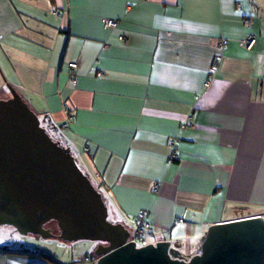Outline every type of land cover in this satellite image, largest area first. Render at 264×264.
I'll return each instance as SVG.
<instances>
[{
    "label": "crops",
    "instance_id": "crops-1",
    "mask_svg": "<svg viewBox=\"0 0 264 264\" xmlns=\"http://www.w3.org/2000/svg\"><path fill=\"white\" fill-rule=\"evenodd\" d=\"M11 87L81 161L112 221L131 232L148 212L147 244L188 260L211 225L264 216V0H0V98ZM2 232L0 264L97 258V244L88 262L23 253Z\"/></svg>",
    "mask_w": 264,
    "mask_h": 264
},
{
    "label": "water",
    "instance_id": "water-1",
    "mask_svg": "<svg viewBox=\"0 0 264 264\" xmlns=\"http://www.w3.org/2000/svg\"><path fill=\"white\" fill-rule=\"evenodd\" d=\"M0 98V225L21 234L55 236L96 245L95 264H264V216L211 225L201 249L174 257L170 241L138 246L131 232L109 218L102 192L77 165L72 151L43 126L39 115L11 87Z\"/></svg>",
    "mask_w": 264,
    "mask_h": 264
},
{
    "label": "rangeland",
    "instance_id": "rangeland-1",
    "mask_svg": "<svg viewBox=\"0 0 264 264\" xmlns=\"http://www.w3.org/2000/svg\"><path fill=\"white\" fill-rule=\"evenodd\" d=\"M44 126V125H43ZM49 131V130H48ZM50 133V131H49ZM51 134V133H50ZM52 135V134H51ZM53 137V136H52ZM77 165L84 171V167L79 159H75ZM252 211L249 212H255V209L252 208ZM46 226H50L52 231L55 233V236L49 237V238H34L35 234H21L18 232V230L12 226V225H0V237L5 236L4 229L13 230L14 239L24 242V246L26 248H29V250H34L37 248L39 252L44 253L45 256H51L55 260H61L62 262H67L70 260L73 256L74 258L78 257L79 261L81 259L85 258H91L93 256V253L90 252L89 245H94L95 242H91L89 240H78V241H66L62 238L58 237L59 234V228L55 221H50L47 223ZM133 226H130L131 232L133 231ZM11 234L8 236L10 239ZM141 245V244H140ZM96 249V248H95ZM97 257V256H96ZM90 261L89 263H91ZM96 261L93 263L95 264ZM79 264V263H78Z\"/></svg>",
    "mask_w": 264,
    "mask_h": 264
},
{
    "label": "built area",
    "instance_id": "built-area-1",
    "mask_svg": "<svg viewBox=\"0 0 264 264\" xmlns=\"http://www.w3.org/2000/svg\"><path fill=\"white\" fill-rule=\"evenodd\" d=\"M105 25L107 27H116L117 22L114 20H107L105 22ZM120 38L123 39V37H120ZM256 41H257V35H256V33H252V34H249L246 38H244L242 42H243V45L247 49H250L256 44ZM226 43H227V41L224 40L223 44H226ZM69 65L71 68L76 67L75 63H70ZM205 85L209 86L210 81L209 80L206 81ZM68 115L71 118L70 114H68ZM188 124H190V122L186 121V123H184L182 125V128L184 129L186 127V125H188ZM67 127H68V123H64L63 128H67ZM170 145L174 148V146L176 145V142L174 140H172V141H170ZM178 158H179L178 151L174 148L171 152L170 157H169V162H174ZM158 189H159V184L155 183L153 186V190H155L157 192ZM180 221H182V220L180 219ZM151 228H152V222L148 219V212L145 210L140 211L134 218L133 231L131 232L129 240L136 242L138 246L147 244L145 236L149 233ZM88 260L89 259L85 258L84 262H88Z\"/></svg>",
    "mask_w": 264,
    "mask_h": 264
},
{
    "label": "trees",
    "instance_id": "trees-1",
    "mask_svg": "<svg viewBox=\"0 0 264 264\" xmlns=\"http://www.w3.org/2000/svg\"><path fill=\"white\" fill-rule=\"evenodd\" d=\"M16 248H18V247H16ZM3 249H5V248H3ZM20 251L21 252H23V253H28V254H34V255H43V256H45V254L44 253H40V252H38V250H29V248H26V247H24V249H22V248H20ZM40 253V254H39ZM45 257H47V258H52L51 256H45Z\"/></svg>",
    "mask_w": 264,
    "mask_h": 264
},
{
    "label": "flooded vegetation",
    "instance_id": "flooded-vegetation-1",
    "mask_svg": "<svg viewBox=\"0 0 264 264\" xmlns=\"http://www.w3.org/2000/svg\"><path fill=\"white\" fill-rule=\"evenodd\" d=\"M48 227V226H47ZM48 228H50V226L48 227ZM51 229V228H50Z\"/></svg>",
    "mask_w": 264,
    "mask_h": 264
}]
</instances>
